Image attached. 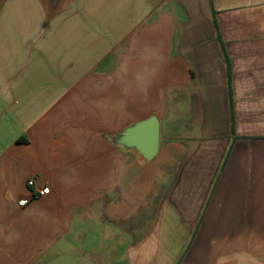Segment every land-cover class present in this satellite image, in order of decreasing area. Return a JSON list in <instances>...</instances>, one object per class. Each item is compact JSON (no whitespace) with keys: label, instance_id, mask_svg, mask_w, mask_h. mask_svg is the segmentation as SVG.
<instances>
[{"label":"crops","instance_id":"0c3cea01","mask_svg":"<svg viewBox=\"0 0 264 264\" xmlns=\"http://www.w3.org/2000/svg\"><path fill=\"white\" fill-rule=\"evenodd\" d=\"M0 264H264V0H0Z\"/></svg>","mask_w":264,"mask_h":264},{"label":"water","instance_id":"95a60500","mask_svg":"<svg viewBox=\"0 0 264 264\" xmlns=\"http://www.w3.org/2000/svg\"><path fill=\"white\" fill-rule=\"evenodd\" d=\"M119 146L133 150L143 161L152 160L159 151L160 120L152 114L127 127L118 137Z\"/></svg>","mask_w":264,"mask_h":264},{"label":"built area","instance_id":"2783aa9c","mask_svg":"<svg viewBox=\"0 0 264 264\" xmlns=\"http://www.w3.org/2000/svg\"><path fill=\"white\" fill-rule=\"evenodd\" d=\"M30 185H32V182L30 183ZM48 193H49V189H48L47 187L40 188V189H38V191H37V194H38L39 196H45V195H47Z\"/></svg>","mask_w":264,"mask_h":264}]
</instances>
